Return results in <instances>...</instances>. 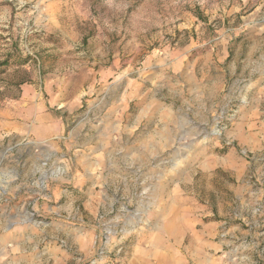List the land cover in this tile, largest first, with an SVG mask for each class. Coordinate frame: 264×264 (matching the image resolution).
I'll return each instance as SVG.
<instances>
[{"label":"rangeland","instance_id":"obj_1","mask_svg":"<svg viewBox=\"0 0 264 264\" xmlns=\"http://www.w3.org/2000/svg\"><path fill=\"white\" fill-rule=\"evenodd\" d=\"M261 1L0 0V205L49 203V185L60 183L84 217L28 211L13 225L43 232L41 245L53 241L46 232L68 226L72 264H127L150 236L175 242L197 208V230L210 235L225 219L243 231L228 261L215 229L199 264H264V205L234 191L256 183L264 166V109L245 108L248 83L221 44L244 37L249 22L264 24V14H251ZM36 112L63 120L62 133L30 143L23 129L34 127ZM180 118L182 141L155 140L161 125L179 133ZM34 135H46L41 125Z\"/></svg>","mask_w":264,"mask_h":264},{"label":"crops","instance_id":"obj_2","mask_svg":"<svg viewBox=\"0 0 264 264\" xmlns=\"http://www.w3.org/2000/svg\"><path fill=\"white\" fill-rule=\"evenodd\" d=\"M258 12L264 14V1L256 2L255 10L251 14ZM241 29L248 30V33L239 40L230 37L221 39V44L228 47L224 57L229 59L228 67L233 71L238 68L242 73V78L248 83L241 89L242 93L245 94V100L242 97V100L245 101V108L260 111L264 109V24L249 22L245 26H241ZM236 43L239 45L237 49L235 48ZM230 46H234V49H229ZM177 68L182 73L186 74L189 72V68L183 63L177 64ZM158 106L160 109L165 108L162 103H159ZM37 114L38 112H36V117L32 121L34 127L23 129L25 132L30 131L31 135L28 134L32 139L30 143L35 140L36 142H44L54 139L62 133L63 120H54L47 112H44L41 117ZM179 124L180 132L174 135H168L166 133V125H161L162 129L157 133L155 140L161 143L182 141L184 138L181 129L182 118H180ZM38 125H41L42 131L46 133L42 138L34 137V132ZM103 131V127L96 129V132H99L101 136L104 135ZM76 133L77 131L72 132L66 139L72 147H75L77 144ZM253 136L257 144H259L262 134L255 133ZM251 137L252 135H250ZM2 138L4 137L0 136V140ZM190 138L193 139L192 135H190ZM52 145H55V143L50 144V146ZM259 147L256 150L261 151V145ZM93 149L97 151L98 147ZM33 169L31 170L33 171ZM66 172L68 171L66 170ZM233 174L238 179H243L246 169H238ZM255 174L258 177L256 183L253 185L250 183L243 184L237 190L234 189V191L238 194L239 198H241L240 194L243 191L248 193L250 199H253V195L255 194L256 201H260L264 205V166L257 168ZM8 185L11 186L10 183ZM0 186L3 187L1 183ZM19 186L20 188L31 189L26 183H21ZM48 188L51 190V200H49V203H41L39 201L32 203L23 197L12 207L5 204L0 205V264H72V256L67 245L71 237V231L68 226H59L57 230L46 232V234L53 238V241L41 245V242L44 241L41 237L44 234L43 232L35 230L32 225H13V223L25 219L28 211H33L39 216L41 214H44L45 217L52 216L54 219L62 220L63 222L71 216H78L79 219L84 220L81 214L73 213L75 211V197L67 189H64L65 187H62L60 183H51ZM229 189L231 190V186ZM196 211H198L197 208L187 210L186 215H184L185 220L183 221L187 225V229L184 227V233L177 237L175 242L169 241L167 236L161 234L156 237L157 240L155 241H152V236H150L146 244L135 246L128 252L127 264H199L200 254L206 253L208 247L214 246L210 239L218 236V233H215V229L218 227H222L223 233L219 236L223 238L222 249L225 254L224 257L226 256L228 261H230L232 249L239 248L232 245V239L235 234H242L241 232L243 231L238 227L231 228L227 226V221L224 219L223 221L216 222L213 226L212 224L208 225V229L211 226L213 228L210 235H208L205 233V229L201 231L195 228L201 221L200 214ZM210 215H213V212H208L206 216ZM263 216L262 218H264ZM262 222L263 220H261ZM188 234H191V237L189 238L190 242L187 244ZM199 242H202L201 248L198 246ZM78 245V253L86 256L87 248L80 241ZM231 246L233 247L232 249ZM173 254L176 255L175 260H173Z\"/></svg>","mask_w":264,"mask_h":264}]
</instances>
